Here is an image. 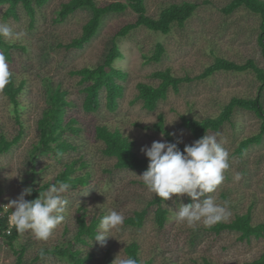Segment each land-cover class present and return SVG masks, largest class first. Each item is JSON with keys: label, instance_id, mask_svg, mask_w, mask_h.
I'll use <instances>...</instances> for the list:
<instances>
[{"label": "rangeland", "instance_id": "1", "mask_svg": "<svg viewBox=\"0 0 264 264\" xmlns=\"http://www.w3.org/2000/svg\"><path fill=\"white\" fill-rule=\"evenodd\" d=\"M67 0H48L37 10L33 25L29 17L18 8L19 19L4 20L2 13L6 5L0 6V23H6L23 37L16 41L18 46L10 47L9 70L16 83L25 80L23 90L17 94L19 108L14 106L8 95L0 92V134L8 140L19 132L20 137L6 152L0 154V202L4 205L16 199L20 192L30 185L31 150L39 139L37 121L48 105L49 78L52 86L60 85L65 98L70 102L66 107L64 122H73V132L63 131L68 142L77 145V149L65 151V161L71 158L88 160L92 183L89 187L70 188L63 193L67 200L63 222L47 240H37L30 232L20 234L13 247L0 241V264H13L14 250H24V259L29 264H69L67 259L45 254L33 261L35 255L43 249L60 246L71 238L76 230V212L82 205L85 213L101 218L112 211L124 217L132 215L134 210L148 208L144 224L131 227L124 223L112 230L106 237V245L91 239L87 245L78 244L83 256L92 255L85 264H102L105 252L109 250L111 263L119 254L125 257L123 246L131 239L140 244L142 259H152L153 264L173 262L174 264H242L257 258L264 252V237L240 239L238 232L226 229L215 233L202 225L195 230L178 224L175 215L180 203H193L187 195L163 202L168 210L163 228H158L153 219L156 205H148L154 194L143 185V172L119 170L114 168V158L106 157L100 151L103 144L95 138L97 124H106L110 129L117 128L133 142L135 152L153 141L165 140L162 133L153 129L157 115L164 117V126L181 142H191V134L182 127L181 115L194 118L216 116L230 98L254 97L260 86L255 74L250 71H217L212 75L196 79L198 73L215 56L225 57L235 62H244L251 58L264 70V58L257 37L261 31L260 16L244 7L225 14L222 8L230 0H144L145 13L156 17L162 7L171 2L190 1L198 3L194 14L182 27L175 26L163 34L144 27L132 30L119 39L121 56L113 65L126 73L123 94L117 99V106L109 110L105 106L104 92L100 94V104L96 110L85 111L82 108L84 92L79 76L70 74L72 69L91 66L102 60L115 31L122 25L132 22L136 12L127 7L121 12L107 14L92 39L79 49H65L63 44L78 36L89 13L78 9L65 20H57L56 12L61 2ZM97 4L108 2H127V0H95ZM157 43L164 46V54L159 62H146L144 55L152 52ZM23 46L24 48H21ZM170 68L178 76L188 75L189 81L179 85L178 92L169 90L166 98L160 101L153 111H147L136 98L138 82L156 84L150 73L157 69ZM264 105V86L261 90ZM261 119L252 111L235 108L229 118L217 131L207 134L216 135L218 142L230 154L229 168L224 173V181L213 196L218 204L227 202L231 215L242 214L250 209L253 222H264V135L257 143H252L242 154L237 153L241 140L255 135L260 128ZM36 168L39 170L37 181L49 180L61 170V162L51 152L38 156ZM237 175L239 179H236ZM47 191V190H46ZM45 191V192H46ZM206 197H201L203 200ZM14 210V209H12ZM99 228V227H98Z\"/></svg>", "mask_w": 264, "mask_h": 264}, {"label": "trees", "instance_id": "2", "mask_svg": "<svg viewBox=\"0 0 264 264\" xmlns=\"http://www.w3.org/2000/svg\"><path fill=\"white\" fill-rule=\"evenodd\" d=\"M48 0H0V6L6 5L2 18L4 20L12 18L19 19L18 8L29 17V25L32 26L36 17L37 10L41 9ZM131 7L136 12L134 21L126 23L119 27L112 36L109 47L103 55L102 60L91 66H83L78 69H72L70 74L79 76V83L83 85L82 91L84 97L82 108L85 111L96 110L100 104L101 91L104 92L105 106L109 110H114L117 106V99L123 94V85L118 80H124L126 73L120 68L115 67L113 63L121 56L119 51L118 41L120 38L127 36L132 30L140 27L153 32L166 34L175 26L182 27L185 22L194 14L198 3L190 1L171 2L162 7L156 17L146 15L144 0H127V2H108L97 4L95 0H67L60 3L55 19L65 20L70 14L78 9H85L89 13L88 19L83 23L81 32L78 36L64 43L62 46L65 49H79L88 43L98 31L102 19L109 13L121 12L127 7ZM244 7L249 11L260 16V33L258 35V44L261 48V53L264 58V0H230L222 11L225 14L232 13L235 9ZM18 46V43H7L0 38V52H3L6 58H9L10 47ZM21 48H24L21 46ZM164 46L157 43L152 52L144 55L146 62H159L164 54ZM237 71L244 72L252 71L260 82L259 90L254 97H232L223 105L222 109L216 116H205L203 118H194L187 115H181L180 123L192 136L191 142L178 143L181 151L185 144H192L195 140L201 138L208 131H217L219 127L229 120L235 108H243L254 112L260 119L261 124L259 131L250 137H246L240 141L237 148V153L247 149L252 143L259 142L264 135V105L262 102L261 90L264 86V70L259 67L251 58L244 62H235L225 57L215 56L212 63L207 65L201 73H198L194 78L202 79L212 75L217 71ZM150 77L157 81L156 84L148 82H138L136 84V98L141 101V106L147 111L156 109L158 103L164 100L169 90L178 92L179 85L182 82L189 81L188 75L178 76L172 73L170 68L157 69L150 73ZM44 81L49 84L48 88V105L43 110L41 117L37 121V129L39 131V139L33 145L31 150V168H30V186L33 189L31 196H25L26 200L35 199L39 192H45L51 185H59L61 182L69 184L70 188H77L79 192L83 191L79 187H89L92 183L91 172L89 170L90 163L88 160L71 158L69 161L63 159L62 154L68 150L77 149V145L68 142L67 136H62L65 129L72 132L73 122L66 121L65 110L70 105V102L65 98V91L60 89V85L52 86L49 78H44ZM25 80L21 79L18 83L11 77V82L5 87L4 92L8 95L14 106V111L19 108L17 94L23 90ZM153 129L163 133L165 140L177 142L175 136L170 130L164 126V117L162 114L157 115V120L153 124ZM95 138L99 140L103 147L101 152L104 156L114 158V168L119 170H133L144 172L148 167V158L138 155L130 141L124 134L118 130L110 129L106 124H97L94 128ZM20 132L11 140H8L4 135L0 134V154L8 151V149L18 141ZM51 152L61 162V170L57 175L49 180L37 181L38 169L36 168V159L40 154ZM68 189V190H69ZM5 202H0V241L9 247L13 244L20 235L15 228H10L8 223V215L11 211H4ZM159 197L153 196L148 202V205H156L153 210V219L158 228H163L167 220L168 210L162 205ZM148 208L145 206L134 210L132 215L125 217L124 224L139 228L146 219ZM100 219L96 216H88L85 213V207L80 205L76 212V230L74 235L66 241H63L60 246H55L50 249L40 250L33 261L41 259L43 255L50 254L67 259L69 264H85L91 261L92 255L86 253L83 256L81 248L78 244L87 245L89 240L97 231ZM211 229L218 233L224 229L228 231L238 232L240 239H250L251 237H264V222H253L248 208L245 213L236 214L233 219L226 222H220ZM24 250H14L15 260L13 264H29L24 259ZM125 257L132 256L138 264H153L152 259H142L140 254V244L137 240L131 239L123 246ZM206 264H209L205 259ZM102 264L111 263V255L109 250L105 252ZM162 264H174L171 262H162ZM242 264H264V252L257 258L250 261H245Z\"/></svg>", "mask_w": 264, "mask_h": 264}, {"label": "clouds", "instance_id": "3", "mask_svg": "<svg viewBox=\"0 0 264 264\" xmlns=\"http://www.w3.org/2000/svg\"><path fill=\"white\" fill-rule=\"evenodd\" d=\"M23 32L14 31L6 23H0V38L7 43H15L23 37ZM12 73L3 52H0V92L11 82ZM163 135V133H162ZM174 135V134H173ZM177 142L167 140L153 141L151 146L142 147L141 151L148 158V167L141 175L143 185L147 190L166 202L175 196L177 199L187 195L193 203H180L175 215L178 224L186 225L195 230L199 226L211 228L229 218L231 212L224 205L218 204L213 196L218 186L224 181V173L229 168V152L218 142L216 135L205 134L192 144H185L183 151ZM236 179H239L237 175ZM69 189V184L61 182L51 185L46 192L32 200V187L24 188L16 199L6 204L4 211L8 212L10 228L17 233L30 232L35 239L47 241L54 230L63 222L67 200L63 193ZM201 197H206L200 200ZM14 209V210H12ZM125 217L112 211L100 219L99 228L91 238L106 245V237L124 223ZM113 264H138L132 256H116Z\"/></svg>", "mask_w": 264, "mask_h": 264}, {"label": "built area", "instance_id": "4", "mask_svg": "<svg viewBox=\"0 0 264 264\" xmlns=\"http://www.w3.org/2000/svg\"><path fill=\"white\" fill-rule=\"evenodd\" d=\"M6 207V206H5Z\"/></svg>", "mask_w": 264, "mask_h": 264}]
</instances>
